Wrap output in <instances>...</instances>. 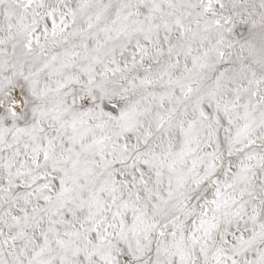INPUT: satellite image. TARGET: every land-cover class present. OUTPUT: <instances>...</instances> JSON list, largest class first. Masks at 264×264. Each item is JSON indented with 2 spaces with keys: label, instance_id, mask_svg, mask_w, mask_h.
<instances>
[{
  "label": "snow or ice",
  "instance_id": "obj_1",
  "mask_svg": "<svg viewBox=\"0 0 264 264\" xmlns=\"http://www.w3.org/2000/svg\"><path fill=\"white\" fill-rule=\"evenodd\" d=\"M0 264H264V0H0Z\"/></svg>",
  "mask_w": 264,
  "mask_h": 264
}]
</instances>
